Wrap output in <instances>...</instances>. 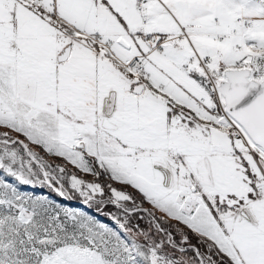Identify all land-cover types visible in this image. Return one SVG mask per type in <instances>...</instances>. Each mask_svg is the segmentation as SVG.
<instances>
[{"label": "snow or ice", "instance_id": "snow-or-ice-1", "mask_svg": "<svg viewBox=\"0 0 264 264\" xmlns=\"http://www.w3.org/2000/svg\"><path fill=\"white\" fill-rule=\"evenodd\" d=\"M0 264H264V0H0Z\"/></svg>", "mask_w": 264, "mask_h": 264}, {"label": "rangeland", "instance_id": "rangeland-1", "mask_svg": "<svg viewBox=\"0 0 264 264\" xmlns=\"http://www.w3.org/2000/svg\"><path fill=\"white\" fill-rule=\"evenodd\" d=\"M45 159L50 163L52 164L53 166H56L57 164H60V165H65V162H60L61 160L59 158H53V157H45ZM67 166V169H68V172L70 174H76L79 178L81 179H84L86 181H92L94 180L93 179H88L86 178L85 176L83 175H80L79 173H77L73 168L71 169L70 168V165H66ZM8 181L10 183H15L14 179L13 178H8ZM100 183L102 184H106L107 181L105 179H101L100 180ZM20 190L21 191H24V192H32L36 195H45V196H48L50 199L56 201L57 203H60L62 204L63 206H66V207H70V208H74V209H80V210H83V211H87L89 212L91 215L95 216L98 220H101L102 222H105V223H109L111 224L112 222L110 221V219L108 218V213H115L117 212V209L115 208H111L110 210H107L106 209V212L105 211H102V212H105V213H100V214H97L95 213L93 210H91L89 208V206L85 205L83 203V201H78V202H75L74 199H67L66 197H60L59 199L54 197L52 194H50L49 192H47L46 190H44L43 188L44 187H40V186H36V187H33V186H27V185H20ZM107 189V188H106ZM52 190V189H51ZM55 192V191H53ZM56 193V192H55ZM73 195L75 196V199L76 197H79L78 194H75L73 193ZM99 198V197H98ZM105 200H107L108 198V191L106 193V195L103 197ZM80 200H82V198L79 197ZM81 202V203H79ZM145 207H147V205H145ZM103 209V208H102ZM132 223L133 224H139V226L141 228H145L147 229L148 227V223H147V220H142L140 219L138 216L137 217H134L133 220H132Z\"/></svg>", "mask_w": 264, "mask_h": 264}, {"label": "trees", "instance_id": "trees-1", "mask_svg": "<svg viewBox=\"0 0 264 264\" xmlns=\"http://www.w3.org/2000/svg\"><path fill=\"white\" fill-rule=\"evenodd\" d=\"M60 162H63V161L61 160ZM43 189L46 190L47 192H49L50 194H52L54 197H56L58 199L60 198L59 195L57 193L53 192V190H51L50 188L44 187ZM105 193H107V189L106 188H105ZM74 200H75V202L83 201V200H80L79 197H76V199H74ZM79 203H81V202H79ZM89 208L91 210H93L95 213L100 214V213H105L106 212V209L107 210H110L111 208H115V207L112 206V205H108L106 207H102L103 209L101 211H97V209H96L95 206H92V207H89ZM102 211H105V212H102ZM193 243H195V240H193Z\"/></svg>", "mask_w": 264, "mask_h": 264}, {"label": "crops", "instance_id": "crops-1", "mask_svg": "<svg viewBox=\"0 0 264 264\" xmlns=\"http://www.w3.org/2000/svg\"><path fill=\"white\" fill-rule=\"evenodd\" d=\"M70 168H71V169L73 168L77 173H79L80 175L85 176V177L88 178V179H93V177H92L90 174H85V173L79 172L77 169H75L74 166H71V165H70Z\"/></svg>", "mask_w": 264, "mask_h": 264}]
</instances>
